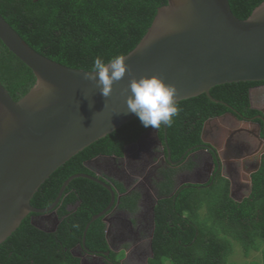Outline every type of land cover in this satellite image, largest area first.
I'll return each instance as SVG.
<instances>
[{"label":"trees","instance_id":"16d2710c","mask_svg":"<svg viewBox=\"0 0 264 264\" xmlns=\"http://www.w3.org/2000/svg\"><path fill=\"white\" fill-rule=\"evenodd\" d=\"M232 12L246 20L264 0H229ZM168 0H0V14L35 51L73 69L90 71L96 57L105 62L131 53L142 41L160 8ZM0 82L14 101L22 99L36 82L32 70L0 40ZM264 82H241L214 87L206 94L178 102L179 114L171 126L161 125L160 140L179 164L204 142L207 120L233 112L240 119L254 117L250 90ZM243 116V117H242ZM257 122L261 123L259 120ZM145 128L138 117L95 142L61 166L40 187L32 206L49 208L63 184L72 176H96L86 164L98 156L122 157L127 145L136 142ZM193 164L186 168H191ZM176 170L163 173L160 199L155 206L152 239L154 257L148 264H237L230 261L234 244L246 257L261 255L252 264H264V155L252 175V190L242 202L230 196V181L217 174L204 185L188 184L175 190ZM115 190L124 193L122 184ZM111 193L87 178H76L55 211L59 219L54 232L31 222L29 215L0 245V264H82V254L103 257L105 264H120L123 253L110 250L103 218L95 215L110 205ZM139 195L121 199L120 208L135 211ZM87 231L85 245L84 232ZM81 246V249H78ZM110 251L109 256H105ZM107 260V261H106Z\"/></svg>","mask_w":264,"mask_h":264},{"label":"water","instance_id":"95a60500","mask_svg":"<svg viewBox=\"0 0 264 264\" xmlns=\"http://www.w3.org/2000/svg\"><path fill=\"white\" fill-rule=\"evenodd\" d=\"M0 40L32 70L36 81L39 79L51 87V92L33 87L22 99L14 101L0 82V245L29 215H56L55 209L66 188L76 178L90 179L111 193L110 205L91 220L92 223L103 218L106 222L118 198L114 187L98 176L77 174L70 177L49 208H35L31 201L61 166L137 118L127 113L126 105L130 94L128 85L133 77L155 75L174 85L177 103L203 94L216 101L210 91L220 85L264 82V2L248 19L240 20L232 12L229 0H168V4L158 10L139 45L125 56L128 67L125 77L113 84L107 98L100 94L94 82L85 79V70L66 67L35 51L1 14ZM257 96H264V88L251 89L249 94L251 108L263 113L254 106ZM226 116L240 121L233 112L211 118L205 122L201 134L202 141L212 150L210 166L217 163L219 169L240 158L234 151L239 148L231 141L235 134L229 135L222 153V147L207 139L211 129L224 132L220 122ZM258 119L262 120V116ZM251 124L261 128L255 119ZM151 130L157 137L159 129ZM257 137H260L259 130ZM108 158L116 160L114 156ZM168 159L171 160L170 156ZM89 164L90 161L86 165L89 167ZM259 168L260 162L251 174ZM251 179L248 177L247 183H239L238 190L235 181L229 178L230 196L235 201L244 199L243 195L235 196V191H242V185L251 192ZM151 212L154 214L155 205ZM55 220L51 229L34 225L54 232L59 223L57 215ZM89 227L90 224L84 232V245ZM154 230L153 219L152 238ZM109 255L110 251L105 253ZM153 257L150 239L146 263ZM82 264L86 263L82 261Z\"/></svg>","mask_w":264,"mask_h":264},{"label":"flooded vegetation","instance_id":"af4514ba","mask_svg":"<svg viewBox=\"0 0 264 264\" xmlns=\"http://www.w3.org/2000/svg\"><path fill=\"white\" fill-rule=\"evenodd\" d=\"M261 88H264V84L252 89L261 90ZM254 106L264 111V96H257ZM259 116H262V120L258 119ZM253 119H255V122H257L256 120L261 122H257L260 124V129L251 124ZM248 126L253 127L247 129ZM220 128L224 132L217 128L211 129L207 138L210 142H215L221 148L227 144V139L230 138L229 135L233 133L235 136L231 140L233 141L232 144L236 145L235 147H238L239 150L242 147L241 151H235L240 158L230 165H224L222 169H219L217 163L210 166V163L212 164L210 159L212 150L209 144L205 143L198 146L195 151L192 149L184 163L174 162L167 144L160 140L158 134L156 137L153 130L147 131L136 142L127 145L122 157L114 156L116 160L108 158L112 156H98L90 160L89 167L95 172L96 176L110 183L114 189L116 188L115 182L122 184L125 189L124 193L115 190L118 198L116 207L107 215L105 222L106 238L110 249H114L112 252L124 254L120 264H125L127 261H131V264H147L146 258L148 257L150 239H153V219L155 217V212L153 214L151 208L154 205L156 206L160 199L159 184L164 179L163 173L167 170H176L174 177L175 190L185 186L184 182L187 181L201 182L200 185H204L215 178L217 174L227 179H233L236 188L239 187L238 184L241 183L242 178L246 180L248 177L252 178L254 173L251 174V172L259 162L261 164L264 155V112L259 111V114L254 117L244 116L240 121L232 116H226L220 122ZM240 130L244 133L238 132ZM258 130L259 138L257 137ZM249 140H254L255 144L249 143ZM251 154L253 155L251 156ZM169 156L171 160L168 159ZM190 164H193V166L186 168ZM242 190L246 191L247 189L242 185ZM134 194L139 195L137 209L132 212L120 208L121 199ZM249 194L250 192L247 193L248 196ZM242 195L240 192L235 191L237 198ZM56 215L50 217L33 215L31 222L45 230L51 229L55 226ZM46 222L51 224V228L46 227ZM76 256L81 257L86 264H105L103 257H96L90 253L82 254L78 252ZM136 259L137 262H135ZM108 262L112 263L111 260Z\"/></svg>","mask_w":264,"mask_h":264},{"label":"clouds","instance_id":"9594fccd","mask_svg":"<svg viewBox=\"0 0 264 264\" xmlns=\"http://www.w3.org/2000/svg\"><path fill=\"white\" fill-rule=\"evenodd\" d=\"M125 57L117 55L107 62L96 57L90 71L85 72V79L96 84L105 98L111 95L113 84L125 77L127 71ZM34 88L43 87L51 92V87L37 80ZM130 94L126 98L127 113L135 114L141 124L147 128L159 129L161 125L171 126L173 117L179 114L176 100L177 89L163 79L152 75L133 77L128 85Z\"/></svg>","mask_w":264,"mask_h":264},{"label":"rangeland","instance_id":"374dc122","mask_svg":"<svg viewBox=\"0 0 264 264\" xmlns=\"http://www.w3.org/2000/svg\"><path fill=\"white\" fill-rule=\"evenodd\" d=\"M46 227L51 228V224L49 222H46ZM77 252H79V250H77ZM261 255L258 253H252L249 257H246L243 254L242 249L240 248V246L238 244H234V253L231 255L230 257V261L231 262H235L237 264H252L255 261H259L260 260ZM135 262H137V259L135 260ZM131 261H127L125 264H131ZM170 264V263H167Z\"/></svg>","mask_w":264,"mask_h":264},{"label":"crops","instance_id":"0c3cea01","mask_svg":"<svg viewBox=\"0 0 264 264\" xmlns=\"http://www.w3.org/2000/svg\"><path fill=\"white\" fill-rule=\"evenodd\" d=\"M239 125V124H238ZM254 126V125H253ZM253 126H248V127H246L247 129H251V127H253ZM240 127V126H239ZM255 141L254 140H249V143H254ZM255 144V143H254ZM225 150H226V145H223L222 146V148H221V153L222 152H225ZM234 151H236V150H234ZM237 152V151H236ZM254 154V153H253ZM253 154H251V156L253 155ZM233 161V163L236 161V160H232ZM229 180V179H228ZM230 181V180H229ZM240 182L241 183H247V180L246 179H244V178H242L241 180H240ZM239 193V192H238ZM240 193H241V195L243 194V196H244V198H246V196H248L247 195V193H248V190H246V191H240Z\"/></svg>","mask_w":264,"mask_h":264}]
</instances>
